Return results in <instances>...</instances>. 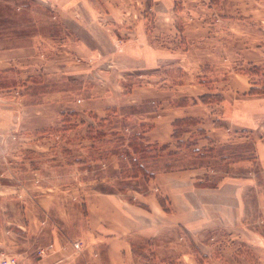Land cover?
Segmentation results:
<instances>
[{
    "label": "rangeland",
    "instance_id": "374dc122",
    "mask_svg": "<svg viewBox=\"0 0 264 264\" xmlns=\"http://www.w3.org/2000/svg\"><path fill=\"white\" fill-rule=\"evenodd\" d=\"M68 8L90 38L62 34ZM252 86L264 87V0H0V258L33 263L57 240L50 264H262L235 230L199 236L166 215L186 211L171 205L177 185L253 176L244 223L264 235V93ZM179 171L174 192L166 173ZM111 199L157 202L161 233L121 234L119 221H150L116 201L114 214ZM110 235L136 252L111 261Z\"/></svg>",
    "mask_w": 264,
    "mask_h": 264
},
{
    "label": "crops",
    "instance_id": "0c3cea01",
    "mask_svg": "<svg viewBox=\"0 0 264 264\" xmlns=\"http://www.w3.org/2000/svg\"><path fill=\"white\" fill-rule=\"evenodd\" d=\"M67 11L69 14L64 12V14L60 15V21H61L62 27L64 26L62 29L63 30L62 34L67 31L71 35L73 34L74 36L77 35L79 37V34L82 33V34H85L87 38H90V34L92 33L89 28H87V30L84 31L77 27L73 28L71 24L69 23V20L74 19V17H77L78 15L77 11L73 12V9L69 10V8L67 9ZM70 15L72 18L70 17ZM139 27L142 28V26L140 25ZM142 39H143L142 40L143 43L144 41L146 42V38L142 37ZM79 43H78V40L76 42V39H75V44H79ZM140 43L141 42L138 41L137 45H142ZM30 47L32 46L17 48V50L20 51L22 49H26ZM154 50L156 54L155 57H157L158 56L157 52L160 54L161 50H158L157 46L155 47ZM135 55L148 58L149 52H148V49L146 50L144 47L140 46L139 51H136ZM151 56L154 57V54L152 53ZM63 73H66V71ZM259 153L262 154V155L260 154L259 155H260V161H261V169H262V172H264V154L261 153L260 151ZM166 174H169L171 176L169 177V182H166V184L172 183L173 184L172 190L175 192V179H176L175 175L183 174V172H180V171L170 172ZM232 179H234V181L233 180L228 181V179L223 178L219 182V185L216 184V186H210V187H204L203 185L197 186L195 184L196 182L194 183L195 186L193 185L192 182H185L182 185H177L176 188L178 189V191L176 192H179V191L181 192V197H179V202H178L179 206H177V203L175 201V196H172V194L170 193L169 199L171 201V205L175 204L176 207L186 208V211L183 213L184 214L183 216L177 217L178 220H175V215L172 213L166 214V215L171 217L169 218V222L171 224H175V221H176L180 223L182 226H184L188 230V232L199 235V236H201V233L203 231L205 232L206 230H209L211 228L219 227V228H223L227 233H229L230 234L229 238H230L233 236L231 232L235 230L237 232V233L235 232L237 234L236 235L237 237H240L242 241L248 240V242L254 248H258L260 253L264 254V235L252 229L251 227H248L244 223V215H245V210H246V202L244 201V193L246 189L255 188L256 190L257 182L255 181V178L253 176L247 177V178L240 177V178H232ZM157 180L161 181L160 177H158ZM180 188H182V190H180ZM258 193L259 192L257 190V193H256L257 202H258L257 205L258 207L262 208L263 207L262 204H264V202L262 203V201L259 200L260 196ZM178 195L179 194H177L176 196ZM262 198L264 199V197ZM111 200H112L111 204L113 206V213L115 214L117 210L114 208H116L117 206L115 204L117 200H113V199ZM121 202H123V200H120L117 203H119V206L123 208L122 210L124 211H122L121 213H124L125 216H129L131 212H134L142 216L143 219H146L147 222L150 221L149 224H145V225L139 224V223H131L129 224L130 228H128L127 226V221L125 220L119 221L121 225L120 227L121 234L127 235V233L129 232L131 235L134 234V235H140L144 237H156L157 235L161 233L165 218L163 217L162 214H161L162 217H160L159 222H157V220H153L152 218L154 214L153 211L155 212V214H159L162 212L161 210H159L158 207L160 206L157 202H155L154 210H153V206L150 205L151 211L149 209H145L142 207L139 208L138 206L136 207V206L127 204L125 202H123V204H120ZM123 205H126L127 208L125 209V206ZM198 211H202L204 213L200 216V218H197L195 214ZM116 237L118 238L119 235L117 236L110 235L108 237L107 247L111 255L110 256L111 261L115 260L116 262H118L120 253H122V255L125 254V256L128 258L130 253L133 251H132L131 243L128 240L127 236L125 237V239H123L124 241L123 243L120 241L116 242V239H117ZM125 241L128 243L129 246H126ZM57 242L58 241L56 240V242L53 241V243H50L49 246L52 249L50 250L51 254H49L47 258L45 257L39 258L37 261L33 263H30L28 260L27 264H50L57 260H61L62 257L60 256L64 255V253L61 250V247H60L61 245H58L59 243ZM225 247L227 249L228 245L226 244ZM230 253L232 255L234 254L237 255V252H234V251ZM256 255H257V252H256ZM258 259L260 261L264 260V258L261 259L260 257H258ZM236 261H237V264H251V262L248 261L247 259H241V260L236 259ZM133 263H135V261Z\"/></svg>",
    "mask_w": 264,
    "mask_h": 264
},
{
    "label": "trees",
    "instance_id": "16d2710c",
    "mask_svg": "<svg viewBox=\"0 0 264 264\" xmlns=\"http://www.w3.org/2000/svg\"><path fill=\"white\" fill-rule=\"evenodd\" d=\"M214 1L215 0H211V2H214ZM57 25L58 24H54V23L52 24V26H57ZM181 31H183V30H181ZM55 34H56V32L52 31L51 35H55ZM10 42H12V41H10ZM18 45H22V44H19V43L16 44V42H12L11 44H5L4 43L3 46H5V47H15V46H18ZM250 93H264V87L263 88H258V87L252 86L250 88ZM251 148H252L253 151H255V143L254 142L251 144ZM132 250H133V252H136V250L134 249V244L132 245Z\"/></svg>",
    "mask_w": 264,
    "mask_h": 264
},
{
    "label": "built area",
    "instance_id": "2783aa9c",
    "mask_svg": "<svg viewBox=\"0 0 264 264\" xmlns=\"http://www.w3.org/2000/svg\"><path fill=\"white\" fill-rule=\"evenodd\" d=\"M81 247H82V245H81L80 242H76L75 243V248L77 250H81ZM42 251H44V250H42ZM15 260L16 259L13 256H8V255L7 256H2L0 258V264H16ZM54 264H58V263H54Z\"/></svg>",
    "mask_w": 264,
    "mask_h": 264
}]
</instances>
